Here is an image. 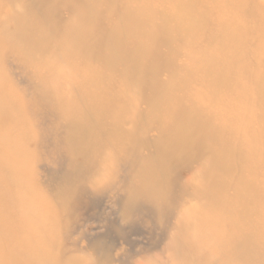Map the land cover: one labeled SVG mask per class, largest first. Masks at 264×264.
I'll return each mask as SVG.
<instances>
[{"label":"rangeland","instance_id":"obj_1","mask_svg":"<svg viewBox=\"0 0 264 264\" xmlns=\"http://www.w3.org/2000/svg\"><path fill=\"white\" fill-rule=\"evenodd\" d=\"M84 2L0 0V264H264V167L256 163L264 140L258 120L250 124L262 95L253 68L237 64L218 82L196 59L106 68V46L80 36ZM143 49L183 51L177 43ZM192 110L236 151L255 147L243 160L252 172L167 155L171 118ZM87 121L101 130L83 151L69 138L72 124ZM147 163L167 183L156 201L137 189ZM216 178L256 190L238 197ZM224 208L235 219L220 217Z\"/></svg>","mask_w":264,"mask_h":264},{"label":"bare ground","instance_id":"obj_2","mask_svg":"<svg viewBox=\"0 0 264 264\" xmlns=\"http://www.w3.org/2000/svg\"><path fill=\"white\" fill-rule=\"evenodd\" d=\"M82 10L81 39L97 48L106 46L107 54L102 63L109 69L119 71L120 66L124 65L118 63L119 60L144 58L163 63L172 57L177 60L196 59L207 64L204 75L218 82L226 72L235 74L237 64L251 66L255 77L247 76L259 81L257 89L262 97L259 96L257 104L259 113L251 117L250 124L258 120L256 124L263 130L264 140V0H85ZM147 42L162 46L177 43L183 51H177L173 56L170 52L169 55H159L157 50L150 52L143 49ZM124 78L134 81L137 75H125ZM170 122L176 134L174 138L164 141L167 155H181L187 161H194V164L215 166L217 171H222L223 167L235 171L237 163L245 166L243 160L246 154L256 152L255 147L248 151H236L233 144L229 145V139L222 137L220 140L216 126L208 119H203L197 110L176 115ZM185 128L189 130L188 134L183 132ZM71 129L69 141L79 143L83 151L90 145L92 137L101 130L99 123L88 121L74 123ZM118 129L115 127L105 133L110 134V131ZM211 140L213 146L207 142ZM256 163L264 167V157L258 158ZM246 168L252 172L248 166ZM138 170L141 182L137 189L145 194H153L155 201L166 194V179L155 165L142 164ZM215 180V185L221 191L236 190L235 195L238 197L251 195L256 190L252 183L246 181L230 189L221 179ZM261 205L264 206V198L260 200ZM235 216L236 213L226 208L220 215L229 221L235 219ZM238 234L235 231L234 238L230 235V240L235 241ZM242 239L253 242V238H246L245 234Z\"/></svg>","mask_w":264,"mask_h":264}]
</instances>
